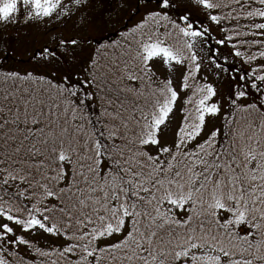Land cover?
Returning a JSON list of instances; mask_svg holds the SVG:
<instances>
[{"label": "snow or ice", "instance_id": "obj_1", "mask_svg": "<svg viewBox=\"0 0 264 264\" xmlns=\"http://www.w3.org/2000/svg\"><path fill=\"white\" fill-rule=\"evenodd\" d=\"M94 3L0 0V264H264V0Z\"/></svg>", "mask_w": 264, "mask_h": 264}, {"label": "rangeland", "instance_id": "obj_2", "mask_svg": "<svg viewBox=\"0 0 264 264\" xmlns=\"http://www.w3.org/2000/svg\"><path fill=\"white\" fill-rule=\"evenodd\" d=\"M119 0H95L94 7L97 9H106L105 18L108 19V32L111 33L112 29L118 28L121 24L126 23L127 10H121L119 7ZM129 23V21H128ZM71 27V22H69ZM63 25H57L56 21L45 24H24L19 23L16 25L0 26V60L5 58L6 55H10V59L25 61L28 57L38 48L44 44H50L49 36L53 33L45 35L46 29L55 28L56 32L63 29ZM15 65V64H14ZM17 69L22 68L20 65H15ZM23 72L24 70H18ZM38 241L40 246H46L49 242L48 237H33ZM54 241V246H58L62 243L61 240L51 238Z\"/></svg>", "mask_w": 264, "mask_h": 264}, {"label": "trees", "instance_id": "obj_3", "mask_svg": "<svg viewBox=\"0 0 264 264\" xmlns=\"http://www.w3.org/2000/svg\"><path fill=\"white\" fill-rule=\"evenodd\" d=\"M126 23H128V20L126 21ZM31 57L32 56L28 57L25 61L22 62V60H13L12 58L10 59V55L7 54L5 58L0 60V72H2L4 70H24V71L26 70V69H17L15 66L16 64L20 65L22 68H28L27 70H31L34 72H46V71H48V69H45L40 65H37L36 62L31 59ZM226 87L227 86L225 84L224 90H226Z\"/></svg>", "mask_w": 264, "mask_h": 264}]
</instances>
